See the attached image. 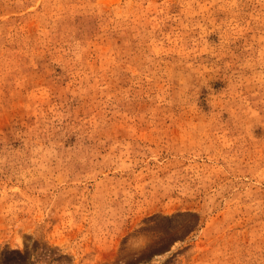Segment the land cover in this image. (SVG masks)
<instances>
[{"label":"rangeland","instance_id":"374dc122","mask_svg":"<svg viewBox=\"0 0 264 264\" xmlns=\"http://www.w3.org/2000/svg\"><path fill=\"white\" fill-rule=\"evenodd\" d=\"M0 264H264V0H0Z\"/></svg>","mask_w":264,"mask_h":264}]
</instances>
